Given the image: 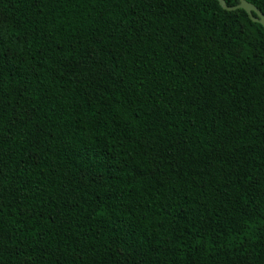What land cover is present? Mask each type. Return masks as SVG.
Instances as JSON below:
<instances>
[{"label":"trees","instance_id":"16d2710c","mask_svg":"<svg viewBox=\"0 0 264 264\" xmlns=\"http://www.w3.org/2000/svg\"><path fill=\"white\" fill-rule=\"evenodd\" d=\"M0 53V264H264L245 10L0 0Z\"/></svg>","mask_w":264,"mask_h":264},{"label":"water","instance_id":"95a60500","mask_svg":"<svg viewBox=\"0 0 264 264\" xmlns=\"http://www.w3.org/2000/svg\"><path fill=\"white\" fill-rule=\"evenodd\" d=\"M221 6L227 11H235L238 9H243L250 16L251 20L255 23H259L264 28V13L255 5L248 2L247 0H240L239 4L236 6H228L225 0H218ZM254 13L256 16H254Z\"/></svg>","mask_w":264,"mask_h":264},{"label":"snow or ice","instance_id":"6c2138e0","mask_svg":"<svg viewBox=\"0 0 264 264\" xmlns=\"http://www.w3.org/2000/svg\"><path fill=\"white\" fill-rule=\"evenodd\" d=\"M2 57H3V54L0 53V67H2Z\"/></svg>","mask_w":264,"mask_h":264}]
</instances>
